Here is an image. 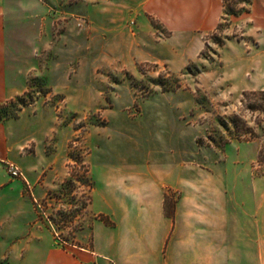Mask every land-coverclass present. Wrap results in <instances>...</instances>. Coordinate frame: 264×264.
Returning <instances> with one entry per match:
<instances>
[{
	"label": "rangeland",
	"instance_id": "obj_1",
	"mask_svg": "<svg viewBox=\"0 0 264 264\" xmlns=\"http://www.w3.org/2000/svg\"><path fill=\"white\" fill-rule=\"evenodd\" d=\"M8 1L17 94L0 123L14 122L11 164L27 181L3 165L14 205L0 196V264H28L17 237L34 222L48 238L91 247L92 223L113 227L101 197L124 186L121 178L146 187L183 166L233 172L256 143L264 166V23L255 0L238 4L249 9L239 15L224 8L214 29L186 33L166 28L148 0ZM175 199L169 192V204Z\"/></svg>",
	"mask_w": 264,
	"mask_h": 264
},
{
	"label": "crops",
	"instance_id": "obj_2",
	"mask_svg": "<svg viewBox=\"0 0 264 264\" xmlns=\"http://www.w3.org/2000/svg\"><path fill=\"white\" fill-rule=\"evenodd\" d=\"M8 3L0 0V104L17 94L8 77ZM253 7L264 23V0H255ZM146 10L166 28L186 33L214 29L224 4L148 0ZM13 125L0 123V196L10 207L14 199L12 189L4 188L3 165L16 162ZM234 164L233 172L186 173L183 166L176 175L155 176L146 187H134L130 179V187L125 186L128 180L121 178L124 186L101 197L113 227L92 223L91 247L56 241L51 232L48 238V228L34 222L17 237L26 248L23 259L28 264H264V166L258 144L252 158L238 157ZM169 192L176 196L171 214L166 212ZM18 197L24 199L23 193Z\"/></svg>",
	"mask_w": 264,
	"mask_h": 264
},
{
	"label": "trees",
	"instance_id": "obj_3",
	"mask_svg": "<svg viewBox=\"0 0 264 264\" xmlns=\"http://www.w3.org/2000/svg\"><path fill=\"white\" fill-rule=\"evenodd\" d=\"M238 4H245V5H248V6H251L252 4V0H237L235 3H230L229 0H224V8H225V11L228 15H239V14H242L244 12H248V8L247 9H241V10H237V5ZM13 102H5V103H1L0 104V108L3 109L9 105H12ZM1 119V118H0ZM166 212L167 214H171V210H170V207H169V202H168V197H166ZM102 219H104L102 217Z\"/></svg>",
	"mask_w": 264,
	"mask_h": 264
},
{
	"label": "built area",
	"instance_id": "obj_4",
	"mask_svg": "<svg viewBox=\"0 0 264 264\" xmlns=\"http://www.w3.org/2000/svg\"><path fill=\"white\" fill-rule=\"evenodd\" d=\"M7 166H8V172L12 178L15 179L19 178L27 181L24 173L21 171L19 167L11 163H8Z\"/></svg>",
	"mask_w": 264,
	"mask_h": 264
}]
</instances>
